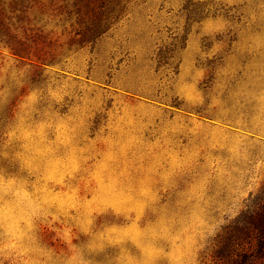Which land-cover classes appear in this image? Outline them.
<instances>
[{"label": "rangeland", "instance_id": "obj_1", "mask_svg": "<svg viewBox=\"0 0 264 264\" xmlns=\"http://www.w3.org/2000/svg\"><path fill=\"white\" fill-rule=\"evenodd\" d=\"M28 14L0 42V264H226L264 184V0H140L80 49Z\"/></svg>", "mask_w": 264, "mask_h": 264}, {"label": "trees", "instance_id": "obj_2", "mask_svg": "<svg viewBox=\"0 0 264 264\" xmlns=\"http://www.w3.org/2000/svg\"><path fill=\"white\" fill-rule=\"evenodd\" d=\"M138 1L0 0V42L14 55H21L25 47L13 34L19 28L13 20L22 22L21 16L26 17L31 11L42 14L48 9L65 24L67 34L72 35L69 44L80 49L111 30ZM221 245L224 248L216 250L215 254L217 259L226 260V264H264V184L256 193L250 194L238 217L217 237L214 248Z\"/></svg>", "mask_w": 264, "mask_h": 264}, {"label": "clouds", "instance_id": "obj_3", "mask_svg": "<svg viewBox=\"0 0 264 264\" xmlns=\"http://www.w3.org/2000/svg\"><path fill=\"white\" fill-rule=\"evenodd\" d=\"M81 256V252L77 246H71L70 250L66 251V254L61 256L59 259V264H77V257Z\"/></svg>", "mask_w": 264, "mask_h": 264}]
</instances>
